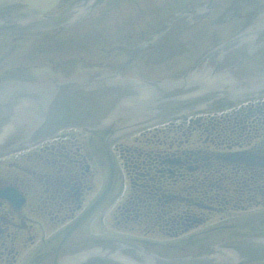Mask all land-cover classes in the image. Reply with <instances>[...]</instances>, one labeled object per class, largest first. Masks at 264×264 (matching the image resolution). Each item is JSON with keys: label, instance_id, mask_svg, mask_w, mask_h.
<instances>
[{"label": "flooded vegetation", "instance_id": "1", "mask_svg": "<svg viewBox=\"0 0 264 264\" xmlns=\"http://www.w3.org/2000/svg\"><path fill=\"white\" fill-rule=\"evenodd\" d=\"M76 1L78 0H0V11L3 12L2 17L4 14L19 17L23 12L25 13L22 15L38 12L50 15L63 11ZM109 1L99 7L95 16ZM26 6L31 8L11 14L14 9L18 10ZM183 6L184 9L198 6L199 12L203 13L206 12V7H209V14L195 27L199 29L203 45L207 43L204 50H213L222 44L220 42L224 39L232 38L233 34L236 35L248 28L251 21L264 10V0H186L174 12L183 10ZM229 24L233 26H228ZM217 26H227L225 36L218 35ZM191 28L193 26L190 25L189 17L177 20L163 35H149V32L155 30L151 28L148 32H142V34L148 33V37H144L143 42L129 49L124 48L128 52L131 50L133 54L122 59L121 62L111 63L119 65L126 61V64H131L135 58H138L133 63V67L145 76H151L146 74L144 69L150 71L153 69L152 66H164L185 55L183 39L185 36L180 35ZM42 34L45 33H40L39 36L29 35L35 36L36 45L40 44L38 40L41 39ZM247 55H249L248 60L242 62L235 70L236 76L264 69V49L253 54H247L243 49L229 52L224 57V63L227 62L229 65L239 63ZM217 56L218 54H215L208 58L206 63L212 68L220 69L222 64L219 65V61L217 62ZM50 61L52 65L53 59ZM11 69L15 68L2 66L0 76ZM208 110L197 117L181 120L178 124L164 126L159 132L160 136L153 133L157 129L149 130V134H152L150 139L157 146L161 142V148L151 150L145 156L130 158L133 159V177L128 176L134 187L131 194L133 204H128L124 210L125 205L119 203L120 200L117 199L115 192L122 178L118 175L116 185L107 200L68 238L66 235L70 228L99 196V194L95 196L94 185L87 184L89 167L80 156V148H77L78 153L75 152L74 156L73 146L70 144L75 143L72 141L78 137L80 140L82 134L87 139L90 134L66 131L56 140L41 142L26 152L14 154L9 157H15L11 162L7 158H0V161H7V163L0 162V264H24L20 263L22 257H25L27 252H32L31 246L38 235L33 233L34 227L42 224L50 225L58 237L48 253L38 255V258L35 256L36 260L30 264L37 262L60 264L90 249L117 252L120 257L124 256L127 259L122 261L123 264H147L135 255L133 248L140 247L148 254L161 258L180 256L162 253L170 247L165 244L162 246L164 249H159V245L151 243L148 237L155 235L153 233L177 237L188 229L199 227L195 221L199 218L198 214H203L206 221L204 224H208L214 217L213 212L218 211V206L222 204L226 208L229 204L240 203L264 207V96L239 105L235 102L213 104ZM73 135L77 137L73 138ZM126 139L128 138L123 140ZM122 141L117 144H122ZM43 156H47L49 160L45 165H36L38 171L26 169L30 161ZM50 165L54 170L46 172V168ZM146 173L149 176L148 181L152 173L155 174L153 180L160 179L159 184L154 186L156 188L150 187L149 182L142 183L134 179L135 177L138 179L139 176L145 177ZM197 173H203L201 175L205 177L199 181L196 178L192 179L191 175ZM168 178L172 179L173 183H170ZM180 179L184 183L182 186L177 184ZM186 180L191 184L198 183L201 187L189 185L191 191L187 192ZM222 180H225L226 184ZM227 184L232 187L243 184V188L229 189L233 194L228 196ZM9 188H12L22 199L15 200L12 196L14 201L9 200L11 194L5 193ZM194 188L196 190L200 188L202 191L196 193ZM215 188L220 191H215ZM93 191L95 194L92 193ZM194 193H196L195 197H193ZM218 193L224 195L218 197ZM43 194L45 199L42 201ZM118 210L122 212L118 213ZM107 212H111L112 217L109 220L113 219V222L109 221L106 224L113 227L114 232L105 233V230H96L97 236L87 235L86 226L89 221L95 216L99 219ZM129 222L133 224L130 228L131 232L125 225ZM137 226L146 227L147 230ZM122 231L127 234L122 235L120 233ZM28 232L30 237L27 236ZM133 232L139 234L133 235ZM45 236L41 234L40 239L37 240L43 241ZM133 236L136 238L133 239Z\"/></svg>", "mask_w": 264, "mask_h": 264}, {"label": "water", "instance_id": "2", "mask_svg": "<svg viewBox=\"0 0 264 264\" xmlns=\"http://www.w3.org/2000/svg\"><path fill=\"white\" fill-rule=\"evenodd\" d=\"M104 1L106 0H80L62 12L50 16L23 17L22 21L13 24L0 21V33L44 31L74 26L91 18ZM206 10H209L208 6ZM102 11H108L107 6L86 23L92 24L100 20ZM2 14L0 11V16ZM186 14L193 16L191 24L205 18V14L198 10L183 11L168 19L163 27L154 33L167 30L169 25ZM252 21L248 28L208 52L187 71L168 78H144L138 71H133L132 67L129 69V64L117 69L108 66H87L79 62L63 66L70 62L69 60L55 61L54 67L58 65L61 68L57 70L49 67H31L0 76V155L31 147L66 129L106 134L104 151L109 166V182L100 198L75 224L76 227L98 207L111 189L115 177V154L112 151L113 159L111 153L114 142L167 119L205 111L213 104L264 95V71H252L237 76L234 74L242 62L248 60L249 55L236 64L224 63V57L229 52L243 49L247 54H253L264 49V10ZM80 29H85V23L61 33L42 34L38 41L41 43L42 37H52V41L60 40V34ZM193 33L184 39H189ZM2 37L0 68L8 66L4 64H8L9 59L40 46L35 45V36L29 34H4ZM185 47L189 48L190 56L185 55L176 63L198 55L202 46L194 41H187ZM131 54V50L128 52L115 49V55L106 53V59L83 61L90 65L112 64L121 62ZM215 54H218L219 65L222 64L220 69L212 68L206 63V60ZM170 65L172 63L166 66H152L153 69H144V72L149 74ZM126 140H137V137ZM206 246L208 245L197 246L195 253ZM209 249V255L171 260L157 259L156 264L264 262V237L222 242ZM181 250L168 249L162 253L177 256ZM133 252L143 261H149L143 249H133ZM100 259L102 258L99 256H93L79 264H103Z\"/></svg>", "mask_w": 264, "mask_h": 264}, {"label": "rangeland", "instance_id": "3", "mask_svg": "<svg viewBox=\"0 0 264 264\" xmlns=\"http://www.w3.org/2000/svg\"><path fill=\"white\" fill-rule=\"evenodd\" d=\"M185 1L186 0H111V2H108L106 5L108 11H102L100 20L92 24L85 23V29L62 33L60 34V40L52 41V37H42L40 46L9 59L8 64H13L15 67L28 65L37 66L50 64V60L53 59L54 63L52 66L54 67L55 61L106 59V53L115 55V49L124 47L134 37L140 35L142 32H147L151 28L156 27L158 23L163 21L166 16L168 17L171 15L179 8L178 6L183 5ZM216 29L218 30L219 36L226 35L225 26H218ZM199 36L200 33L189 36L188 38L191 39L193 37L192 41L202 46L200 50L201 52L207 43L204 44L203 47L202 40ZM198 55L149 74L154 77L157 75L162 76L172 74L178 68L187 66L191 63V60L196 58ZM154 133H157L159 136L161 135L158 131ZM144 134V136L137 135V140H123L121 146L113 147L112 149L115 154V162L119 176L122 178V182H118L119 186L115 194L118 196L117 199L120 200L119 203H123L125 205L124 210L128 207V204H133L131 194L133 193L134 187L130 177L128 176L131 175L133 177V163H131L130 158L141 157L142 155L145 156V154L149 153L151 150L161 148V142L159 146H157V144L150 139L152 136L151 133L149 134L145 132ZM72 137L75 138L77 135H73ZM78 138L72 141L75 143H70L71 146H73L72 153L73 155L75 152L78 153L76 150L77 148H80V156L85 160L87 166L89 167V171L87 172V184L88 186L94 185L93 190H95L96 194L94 191L92 193L97 196L104 189L106 182L108 181V166L103 149V140H101V137L98 135H90L87 139V137L82 134L80 140H78ZM95 140L96 143H94ZM91 152L94 155H92ZM13 155L14 154H11L3 158H7L8 161L11 162L15 159V157H9ZM49 155L51 156V154ZM48 160L49 158L47 156H43V158L40 159L35 158L34 161H30L28 163L29 165L26 169H28V171H38L39 168L36 165H45ZM0 162L7 163L6 160ZM42 168L44 169V167ZM51 170H54L51 165L46 168V172ZM201 174L203 173L193 174L191 175V178H196L199 181L201 178L205 177ZM216 174L214 173V175ZM196 175H200V177H196ZM150 177L152 179L150 178L148 181L149 176L146 173L145 177L139 176L138 179L136 177L134 179L142 183L149 182L150 187L156 188L154 186L159 184L160 179L155 178V180H153L155 177L154 173H152ZM168 181L173 183L172 179L168 178ZM177 184L180 186L184 185L183 180L180 179ZM185 184L186 190L188 189L187 192L191 191L189 189V185L201 187L198 183H189L188 180H186ZM218 185L220 186L221 184L219 183ZM234 188L238 190L239 187L236 185H233V187L230 186V184L227 185V191L229 189L234 190ZM194 190L196 189L194 188ZM214 190L218 192L220 191L217 188ZM196 191V193H199L202 189L198 188ZM222 191L224 192V189H222ZM227 191L226 193L228 196L233 194L232 191ZM196 193L193 194V197H195ZM222 195L224 194L221 193V196ZM91 196L92 195H90V198H92ZM41 197V200L43 201L45 199V195L43 194ZM239 205L245 206L246 209L234 210L229 208V205L227 208L223 206V204L220 205L218 211L213 212L214 217L209 221V223L207 222L208 224L188 229L177 237L160 236L157 233H153L155 235L149 236L148 238L152 241L151 243L159 245V249H164L162 246L165 244L169 246L170 249H182L180 253L181 256L197 252V246L211 245L213 243L220 242L221 240L226 241L243 237L248 238L264 235V208H260L261 206H248L247 204L242 203ZM120 212L122 211L118 210V213ZM111 215V212H107L99 219H97V216L93 217L91 222L86 226L88 229L87 235H90L91 237L97 236L96 230H105V233L114 232L112 229L113 227L106 224L109 221L113 222V219L109 220L112 217ZM103 221L106 222L102 223ZM125 225H127L126 227L128 231L131 232L130 228L133 227L132 222ZM137 227L145 229L143 226ZM210 229L213 230L209 231ZM124 232L125 231H122L120 233H122V235L127 234ZM157 232L160 233L158 230ZM33 233L38 234L31 246L33 250L31 253L30 251L27 252V255L22 257L20 263L30 264L33 260H36L35 256L38 258V255L48 253L55 244L57 240L56 237H58L55 234V230L48 224H42L34 227ZM41 234H45L46 236L43 241H38ZM137 234L139 233L133 232V235ZM27 236H31L29 232ZM135 238L136 237L133 236V239ZM36 240L38 242L35 244ZM39 244L41 245V248H39ZM172 246L174 248H172ZM34 251H36V253H33Z\"/></svg>", "mask_w": 264, "mask_h": 264}, {"label": "bare ground", "instance_id": "4", "mask_svg": "<svg viewBox=\"0 0 264 264\" xmlns=\"http://www.w3.org/2000/svg\"><path fill=\"white\" fill-rule=\"evenodd\" d=\"M133 249H142V248H140V247H136V248H133Z\"/></svg>", "mask_w": 264, "mask_h": 264}]
</instances>
